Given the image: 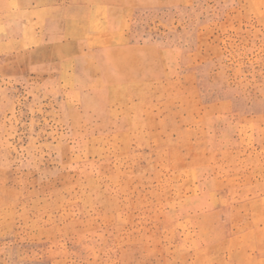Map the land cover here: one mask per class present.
Here are the masks:
<instances>
[{"label":"rangeland","instance_id":"rangeland-1","mask_svg":"<svg viewBox=\"0 0 264 264\" xmlns=\"http://www.w3.org/2000/svg\"><path fill=\"white\" fill-rule=\"evenodd\" d=\"M0 264H264V0H0Z\"/></svg>","mask_w":264,"mask_h":264}]
</instances>
